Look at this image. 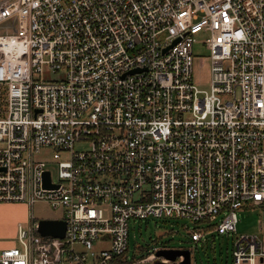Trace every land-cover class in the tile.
<instances>
[{"label":"built area","instance_id":"1","mask_svg":"<svg viewBox=\"0 0 264 264\" xmlns=\"http://www.w3.org/2000/svg\"><path fill=\"white\" fill-rule=\"evenodd\" d=\"M7 203L27 219L0 264H118L130 220L148 219L187 220L193 242L213 232L232 264H264V234L235 235L245 207L264 230V0H0ZM37 203L62 217L36 218ZM39 220L64 221V237ZM157 250L128 264L183 260Z\"/></svg>","mask_w":264,"mask_h":264},{"label":"rangeland","instance_id":"2","mask_svg":"<svg viewBox=\"0 0 264 264\" xmlns=\"http://www.w3.org/2000/svg\"><path fill=\"white\" fill-rule=\"evenodd\" d=\"M200 40V39H199ZM193 79L200 87L207 86L209 81V53L198 41L193 46ZM80 149L76 146L75 150ZM33 214L38 219H54L62 217L61 210L53 209L46 203H37L33 207ZM19 220L26 221L24 209L14 208V223ZM261 210L256 207H245L237 211V224L235 235H263ZM185 228H184V227ZM183 227V228H181ZM193 224L184 219H165L155 220H130L129 222V239L127 249V261L137 260L142 255L154 252V249H191L189 244V232L193 230ZM0 240L5 241L6 245L18 247L17 234L14 232L5 233ZM157 243L155 244V242ZM138 249H146L142 254ZM232 249L231 238L224 237L214 244V250L195 251L191 257L192 264H225L226 255ZM231 260V259H230ZM229 260V264H230Z\"/></svg>","mask_w":264,"mask_h":264},{"label":"water","instance_id":"3","mask_svg":"<svg viewBox=\"0 0 264 264\" xmlns=\"http://www.w3.org/2000/svg\"><path fill=\"white\" fill-rule=\"evenodd\" d=\"M43 182L45 187L53 188L50 184L49 173L45 172L43 175ZM38 232L42 236H52L55 238H63L65 234L66 224L62 220H39ZM156 256L164 259L175 261L177 257L182 256L183 260L178 264H191V253L188 249H159L156 251ZM150 264H167L164 262H154Z\"/></svg>","mask_w":264,"mask_h":264},{"label":"crops","instance_id":"4","mask_svg":"<svg viewBox=\"0 0 264 264\" xmlns=\"http://www.w3.org/2000/svg\"><path fill=\"white\" fill-rule=\"evenodd\" d=\"M22 208L24 209L25 213V218L27 219V206L24 204H12V203H7V204H0V235L3 237L6 235L5 233L11 234L14 232V227L15 231L17 234V227L19 224H22L21 220H19L17 223H14V208ZM21 221V222H20ZM5 241L0 240V250L1 249H6L12 246H8Z\"/></svg>","mask_w":264,"mask_h":264},{"label":"trees","instance_id":"5","mask_svg":"<svg viewBox=\"0 0 264 264\" xmlns=\"http://www.w3.org/2000/svg\"><path fill=\"white\" fill-rule=\"evenodd\" d=\"M161 221H163V220H165V219H160ZM197 227H198V224H195ZM184 227V226H183ZM183 227H181V228H183ZM185 228V227H184ZM208 230H210V229H212L213 227L212 226H207L206 227ZM191 235H190V233H189V237H190ZM219 239H224V237L223 236H218L217 234H214L213 232L212 233H210L204 240H200L198 243H195V242H193L192 240H191V237H190V240H189V244H190V247H191V249H189L190 250V252H191V254L193 255V252H195V251H203L204 252V250H206V251H208V250H213V251H215L214 250V244H215V242L217 241V240H219ZM157 243V241L155 242V244ZM144 251H146V249H138V252H140L141 254L144 252ZM148 254V253H147ZM146 254V255H147ZM143 256H145V255H142L141 257H143ZM231 259V260H230ZM229 260H230V264H232V249H231V252H230V256H229V254H227L226 255V260H225V264H229ZM118 264H128V263H130V262H133L134 260H132V261H127V250H126V252L121 256V257H119V258H117L116 260H115Z\"/></svg>","mask_w":264,"mask_h":264}]
</instances>
